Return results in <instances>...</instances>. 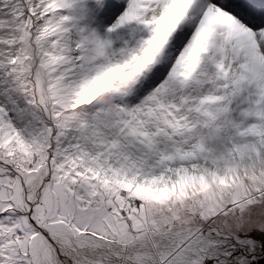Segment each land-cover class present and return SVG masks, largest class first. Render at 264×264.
Listing matches in <instances>:
<instances>
[{"label": "snow or ice", "instance_id": "6c2138e0", "mask_svg": "<svg viewBox=\"0 0 264 264\" xmlns=\"http://www.w3.org/2000/svg\"><path fill=\"white\" fill-rule=\"evenodd\" d=\"M0 264H264V0H0Z\"/></svg>", "mask_w": 264, "mask_h": 264}]
</instances>
